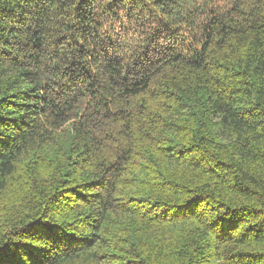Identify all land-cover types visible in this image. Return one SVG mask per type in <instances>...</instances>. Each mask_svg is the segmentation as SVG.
I'll return each mask as SVG.
<instances>
[{"label": "trees", "instance_id": "obj_1", "mask_svg": "<svg viewBox=\"0 0 264 264\" xmlns=\"http://www.w3.org/2000/svg\"><path fill=\"white\" fill-rule=\"evenodd\" d=\"M0 264H264V0H0Z\"/></svg>", "mask_w": 264, "mask_h": 264}, {"label": "rangeland", "instance_id": "obj_2", "mask_svg": "<svg viewBox=\"0 0 264 264\" xmlns=\"http://www.w3.org/2000/svg\"><path fill=\"white\" fill-rule=\"evenodd\" d=\"M121 17L123 18V20L125 22L124 25H122V21L123 20L121 19ZM129 20L130 19H129L127 13L124 10H120L119 17L116 18V20L114 22L113 30H115V31L119 30V32L122 33L125 30V28L127 29L128 27H130L128 29L132 33V35H136L137 36L138 34L135 32L136 31L135 28L131 29V25L128 23ZM139 23H141V22L139 21ZM142 29L144 31V33L142 34L143 36L152 31L148 23H146ZM115 37L117 38L118 36L116 35Z\"/></svg>", "mask_w": 264, "mask_h": 264}, {"label": "snow or ice", "instance_id": "obj_3", "mask_svg": "<svg viewBox=\"0 0 264 264\" xmlns=\"http://www.w3.org/2000/svg\"><path fill=\"white\" fill-rule=\"evenodd\" d=\"M31 227H33V228H36V227L44 228V227H46V226H45V225H32Z\"/></svg>", "mask_w": 264, "mask_h": 264}]
</instances>
